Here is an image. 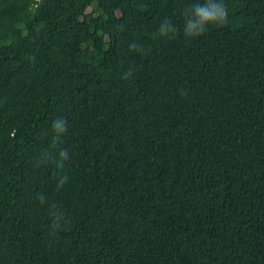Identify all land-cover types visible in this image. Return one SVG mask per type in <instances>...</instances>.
<instances>
[{
    "label": "trees",
    "instance_id": "trees-1",
    "mask_svg": "<svg viewBox=\"0 0 264 264\" xmlns=\"http://www.w3.org/2000/svg\"><path fill=\"white\" fill-rule=\"evenodd\" d=\"M205 2L0 0V264H264V0Z\"/></svg>",
    "mask_w": 264,
    "mask_h": 264
},
{
    "label": "clouds",
    "instance_id": "clouds-1",
    "mask_svg": "<svg viewBox=\"0 0 264 264\" xmlns=\"http://www.w3.org/2000/svg\"><path fill=\"white\" fill-rule=\"evenodd\" d=\"M195 12V22H189L187 24V28L185 29V34L188 37L202 35L206 31L207 26L210 24L223 25L226 23V18L228 15L227 7L223 2L210 5L208 0H206L203 5H195ZM172 31L174 32L175 28H173ZM161 33H164L163 26L161 27Z\"/></svg>",
    "mask_w": 264,
    "mask_h": 264
}]
</instances>
